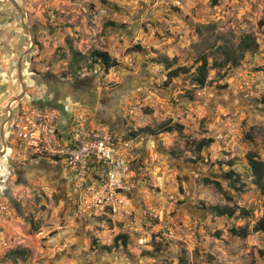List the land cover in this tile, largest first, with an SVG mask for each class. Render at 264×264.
<instances>
[{
	"label": "rangeland",
	"instance_id": "1",
	"mask_svg": "<svg viewBox=\"0 0 264 264\" xmlns=\"http://www.w3.org/2000/svg\"><path fill=\"white\" fill-rule=\"evenodd\" d=\"M15 1L34 40L21 67L22 101L77 104L96 126L130 140L128 197L142 232L130 233L117 215H77L62 164L26 160L6 126L0 264H264V232L252 230L264 193L246 159L252 152L264 161V0ZM24 37L19 14L0 0V113L20 93L18 45L31 46ZM95 50L117 66L94 62ZM202 57L209 69L200 86ZM177 67L187 72L166 81ZM168 125L176 126L161 133ZM230 170L239 182L227 180ZM240 227L245 238L230 232ZM118 234L128 236L125 246L114 243Z\"/></svg>",
	"mask_w": 264,
	"mask_h": 264
},
{
	"label": "built area",
	"instance_id": "2",
	"mask_svg": "<svg viewBox=\"0 0 264 264\" xmlns=\"http://www.w3.org/2000/svg\"><path fill=\"white\" fill-rule=\"evenodd\" d=\"M12 109L6 126L15 127L16 142L28 154L25 159L62 164L77 215H117L130 233L142 232L128 197L133 178L126 154L130 140L96 126L89 112L77 104L59 110L20 100L14 101Z\"/></svg>",
	"mask_w": 264,
	"mask_h": 264
},
{
	"label": "trees",
	"instance_id": "3",
	"mask_svg": "<svg viewBox=\"0 0 264 264\" xmlns=\"http://www.w3.org/2000/svg\"><path fill=\"white\" fill-rule=\"evenodd\" d=\"M250 42L245 39L240 43L241 46V53L239 55L240 58L244 57V51L249 48ZM91 58L93 59L94 62H100L105 69H111L115 66H117V61L112 59L110 57V55L106 52V51H93L91 53ZM234 56V55H233ZM232 56V57H233ZM231 56L228 57L226 56V59L224 60V65L226 63H229V61L232 60ZM81 59H83V55L79 52H74L73 53V60L74 63H78ZM236 60V59H235ZM73 63H71L72 65ZM208 63L207 60L202 57L201 58V64L197 67V76L195 78L196 82L200 85L203 86L205 83V79L207 77L208 74ZM186 73L187 69H185L184 67H177L175 69L169 70L167 73V80H172L175 77H178L179 74L181 73ZM176 125H168L166 127H164L161 130V133H171ZM179 126V125H178ZM181 128V127H179ZM145 129H139L137 131H130L127 134H125L124 136L126 138H134L137 135H139V133H144ZM209 141H200L198 142L196 148L198 150H201L204 146H206L208 144ZM246 159L248 162V166L251 170L252 176L254 178V184L259 188V190L261 192L264 193V161L259 159V157H257V155L255 153H248L246 155ZM228 165H233L232 162H230ZM225 177L227 178V180H230L231 182H239L240 178L238 175H236L234 173V171L230 170L227 173H225ZM208 179L205 178L204 182H207ZM214 184L220 188L219 182L218 181H214ZM215 211L217 212L218 215L224 216V215H228V216H233L234 212L232 210L229 209H221L220 207H216ZM254 232H264V217L261 218L253 227L252 229ZM230 232L232 235L234 236H238L241 238H245L248 235V228L247 227H240V228H231ZM128 241V236L124 235V234H118L117 236H115L114 238V243L116 244H122L123 246H125L127 244Z\"/></svg>",
	"mask_w": 264,
	"mask_h": 264
},
{
	"label": "water",
	"instance_id": "4",
	"mask_svg": "<svg viewBox=\"0 0 264 264\" xmlns=\"http://www.w3.org/2000/svg\"><path fill=\"white\" fill-rule=\"evenodd\" d=\"M10 3L17 9V11L21 14V24L22 27H24L25 30H28L30 33V40H31V46L29 47L28 51H25L21 57L18 59V63H17V80L20 82V93L17 95L16 98L11 99L8 103V105L5 107V110L2 111L0 113V117L1 116H6V118H4L1 122H0V141L2 143V150L0 151V156L6 154V141H5V136H4V129L6 127V125H8L10 123L11 120V116H12V102L13 101H20L24 98L25 94H26V84L23 80V76H22V58L30 53V51L34 48V40H33V33L32 31L28 28L27 24L24 21L25 18V13L22 11V9L20 8V6L18 5V3L15 0H9Z\"/></svg>",
	"mask_w": 264,
	"mask_h": 264
},
{
	"label": "flooded vegetation",
	"instance_id": "5",
	"mask_svg": "<svg viewBox=\"0 0 264 264\" xmlns=\"http://www.w3.org/2000/svg\"><path fill=\"white\" fill-rule=\"evenodd\" d=\"M13 6V5H12ZM14 7V6H13ZM15 8V7H14ZM21 8V7H20ZM15 10L17 11V9L15 8ZM17 13L19 14V17H20V23H22L21 22V14L17 11ZM25 18H26V14H25ZM25 18H24V21H25ZM21 26H22V24H21ZM27 26H28V24H27ZM28 28L32 31V33H33V29L30 27V26H28ZM22 29L25 31V37L23 38V39H28L26 36H28L29 37V39H30V33H29V31L28 30H25L24 29V27H22ZM31 41V40H30ZM24 44V42L23 41H20V43H19V45H18V47H19V50H20V53H19V56H18V59L21 57V55L25 52V51H28V48L29 47H24L23 48V45ZM26 57H27V54L22 58V62H23V60L24 59H26ZM17 63H18V61H17ZM16 79H17V75H16ZM19 87H20V84H19ZM20 92V91H19ZM43 104V103H42Z\"/></svg>",
	"mask_w": 264,
	"mask_h": 264
},
{
	"label": "bare ground",
	"instance_id": "6",
	"mask_svg": "<svg viewBox=\"0 0 264 264\" xmlns=\"http://www.w3.org/2000/svg\"><path fill=\"white\" fill-rule=\"evenodd\" d=\"M6 128V127H5Z\"/></svg>",
	"mask_w": 264,
	"mask_h": 264
},
{
	"label": "crops",
	"instance_id": "7",
	"mask_svg": "<svg viewBox=\"0 0 264 264\" xmlns=\"http://www.w3.org/2000/svg\"><path fill=\"white\" fill-rule=\"evenodd\" d=\"M107 127V126H106Z\"/></svg>",
	"mask_w": 264,
	"mask_h": 264
}]
</instances>
